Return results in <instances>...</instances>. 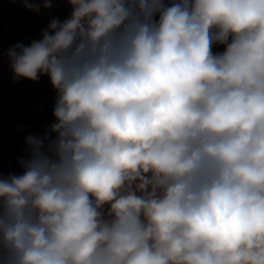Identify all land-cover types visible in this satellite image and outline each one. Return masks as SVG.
<instances>
[{
	"label": "clouds",
	"instance_id": "1",
	"mask_svg": "<svg viewBox=\"0 0 264 264\" xmlns=\"http://www.w3.org/2000/svg\"><path fill=\"white\" fill-rule=\"evenodd\" d=\"M67 3L7 52L56 97L0 173V264H264V0Z\"/></svg>",
	"mask_w": 264,
	"mask_h": 264
},
{
	"label": "crops",
	"instance_id": "2",
	"mask_svg": "<svg viewBox=\"0 0 264 264\" xmlns=\"http://www.w3.org/2000/svg\"><path fill=\"white\" fill-rule=\"evenodd\" d=\"M67 0H52V7L38 13L27 9L21 0H0V173L21 174L18 161L27 158L26 138L43 135L55 122L52 115L56 93L48 78L39 82L14 80L7 57L9 48L41 38L48 23L65 20L71 13ZM10 24L8 29L4 22Z\"/></svg>",
	"mask_w": 264,
	"mask_h": 264
},
{
	"label": "built area",
	"instance_id": "3",
	"mask_svg": "<svg viewBox=\"0 0 264 264\" xmlns=\"http://www.w3.org/2000/svg\"><path fill=\"white\" fill-rule=\"evenodd\" d=\"M3 27L5 29H8L10 27V24L7 21H5L4 24H3Z\"/></svg>",
	"mask_w": 264,
	"mask_h": 264
},
{
	"label": "rangeland",
	"instance_id": "4",
	"mask_svg": "<svg viewBox=\"0 0 264 264\" xmlns=\"http://www.w3.org/2000/svg\"><path fill=\"white\" fill-rule=\"evenodd\" d=\"M214 50H217V51H219V50H222V49H220V48H216V49H214Z\"/></svg>",
	"mask_w": 264,
	"mask_h": 264
}]
</instances>
